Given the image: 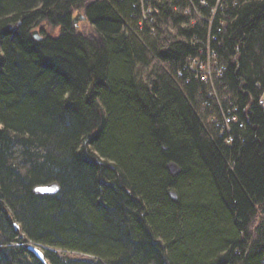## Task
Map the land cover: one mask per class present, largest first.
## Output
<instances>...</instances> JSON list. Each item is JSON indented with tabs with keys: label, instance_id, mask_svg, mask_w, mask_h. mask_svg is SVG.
Masks as SVG:
<instances>
[{
	"label": "trees",
	"instance_id": "obj_1",
	"mask_svg": "<svg viewBox=\"0 0 264 264\" xmlns=\"http://www.w3.org/2000/svg\"><path fill=\"white\" fill-rule=\"evenodd\" d=\"M262 88L264 0H0V264H264Z\"/></svg>",
	"mask_w": 264,
	"mask_h": 264
},
{
	"label": "built area",
	"instance_id": "obj_2",
	"mask_svg": "<svg viewBox=\"0 0 264 264\" xmlns=\"http://www.w3.org/2000/svg\"><path fill=\"white\" fill-rule=\"evenodd\" d=\"M177 9V8H175ZM214 13V10L211 11ZM151 13L150 9L144 11V15H148ZM184 13H188V9H185ZM212 23V21H210ZM216 54L213 50L210 49L209 46H206V53L203 58L201 57H193L188 58L187 60V70L189 74L186 76V82H188L190 76H194L199 81L206 83L210 86L212 96H216V80L221 77L223 68H217L215 65L216 62ZM177 78H183V73L178 72ZM259 87V86H258ZM258 104L264 111V88H262L261 96L258 99ZM208 105V104H207ZM235 109H227L222 113L221 121L217 122V126L220 130L223 131H230V126L232 122L236 121V117L234 115ZM231 139L227 140L226 142H230Z\"/></svg>",
	"mask_w": 264,
	"mask_h": 264
},
{
	"label": "water",
	"instance_id": "obj_3",
	"mask_svg": "<svg viewBox=\"0 0 264 264\" xmlns=\"http://www.w3.org/2000/svg\"><path fill=\"white\" fill-rule=\"evenodd\" d=\"M79 16V15H77ZM75 16L73 22L76 23L78 20V17ZM80 19H84L83 15L79 16ZM32 35L34 39L36 40H41V36L39 35L37 30H34L32 32ZM167 170L170 173V175H176L179 173L180 168L178 165L174 162H170L167 165ZM33 194L39 195V196H44V195H53L59 192V185L56 182L48 183V184H41V185H36L32 189ZM170 197L172 199H177V194L174 191H171L169 193ZM17 228V226H16ZM26 249L29 250L37 259H39L41 262L46 263V260L44 258V253L41 249L36 247L33 244H27Z\"/></svg>",
	"mask_w": 264,
	"mask_h": 264
},
{
	"label": "rangeland",
	"instance_id": "obj_4",
	"mask_svg": "<svg viewBox=\"0 0 264 264\" xmlns=\"http://www.w3.org/2000/svg\"><path fill=\"white\" fill-rule=\"evenodd\" d=\"M79 12H81V11H79ZM79 12H78V14H81V13H79ZM74 15H75V13H74ZM75 16H76V15H75ZM77 17H78V20H77L76 23H74V24H75V28H76V30H77L78 32H80V33L86 35V36H90V35H92V34H93V29H92L91 25H90L87 21H85L84 19H80L79 16H77ZM35 30L38 31V29H35ZM47 31H48V32H51L52 29H51V28H47ZM60 253H61V251H60ZM66 254H67V255H71V256H73V257H78V256H79V255L74 254V253H66Z\"/></svg>",
	"mask_w": 264,
	"mask_h": 264
},
{
	"label": "bare ground",
	"instance_id": "obj_5",
	"mask_svg": "<svg viewBox=\"0 0 264 264\" xmlns=\"http://www.w3.org/2000/svg\"><path fill=\"white\" fill-rule=\"evenodd\" d=\"M73 20H74V18H73ZM210 38H211V36H210ZM189 58H193V57H191V56H189ZM216 61H217V59H215ZM210 87V86H209ZM210 91H211V88H210ZM36 246V245H35ZM36 247H38L39 249H43V247H40V246H36ZM45 258V257H44Z\"/></svg>",
	"mask_w": 264,
	"mask_h": 264
}]
</instances>
